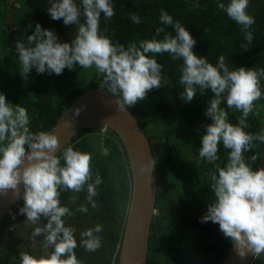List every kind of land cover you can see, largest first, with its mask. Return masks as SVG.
Listing matches in <instances>:
<instances>
[{"label":"clouds","instance_id":"obj_1","mask_svg":"<svg viewBox=\"0 0 264 264\" xmlns=\"http://www.w3.org/2000/svg\"><path fill=\"white\" fill-rule=\"evenodd\" d=\"M46 11L52 20H61L66 26H75L69 41H61L55 32L37 23L26 38L18 39L15 49L23 74L35 69L37 74L59 75L74 66L94 69L101 78L100 86L115 98L121 111L131 108L146 97V93L161 86L163 65L157 55L167 53L172 61H181L178 83L182 86L180 98L191 102L205 91L208 98L204 115L210 122L204 125L200 136L198 157L206 165L209 188L213 199L207 203L200 222L211 221L228 238L241 258L251 253L253 258L264 257V168L253 169L255 156L246 159L254 142H264V134L246 131L249 115H256L254 101L264 97L261 81L264 67H233L219 55L215 63L206 55L194 53L195 39L184 24L163 8L158 15L154 35L126 46L114 41L100 27L114 16L115 0H46ZM250 0H216V7L239 26L243 34L241 49L253 44L254 16L247 9ZM102 13V14H101ZM128 18L134 24L141 17L131 12ZM170 27L172 33L166 32ZM163 33V35H161ZM229 111L239 112L235 123L229 120ZM79 109L73 110V116ZM25 107L11 103L0 92V195L12 191L22 200L17 209L27 225H33L31 237H39V249L18 254L19 264H83L75 252L78 246L76 228L66 218L76 213L88 214L96 208L97 188L102 184L98 172L91 168L88 152L66 145L57 148L58 139L52 131H33ZM222 146L227 150L221 164L218 155ZM156 161L141 163L139 170L150 173ZM23 186V192L19 186ZM85 192V203L77 204L76 196L61 202V193ZM99 223L79 232V246L88 252L101 247Z\"/></svg>","mask_w":264,"mask_h":264},{"label":"trees","instance_id":"obj_2","mask_svg":"<svg viewBox=\"0 0 264 264\" xmlns=\"http://www.w3.org/2000/svg\"><path fill=\"white\" fill-rule=\"evenodd\" d=\"M19 1L21 5L16 7L9 0H0V92L6 100L26 108L31 130L48 131L77 96L101 88V78L95 72L85 73L88 69L79 66L64 69L59 75L37 74L35 69L23 74L14 47L18 39L26 38L39 23L42 28L53 30L61 41H69L75 34V26L52 20L46 11V0ZM161 8L184 24L196 41L194 53L206 55L212 63L224 55L226 63L233 67H264V0H250L247 11L255 19L250 29L254 39L246 50L240 47L243 34L239 26L217 9L216 0H197L195 4L189 0H115L114 16L107 24L101 16L100 27L125 46L129 42L138 43L151 38L155 28L161 26L157 19ZM131 12L141 17L140 24L128 18ZM165 31L174 35L170 27H165ZM156 59L163 65L161 86L148 91L144 100L128 108L144 129L156 161V201L146 264H221L231 245L217 224L200 222L207 203L213 199L207 179L211 165L199 159L200 136L190 133L204 117L212 94L197 93L191 102H183L182 86L178 83L181 61L170 60L167 53L157 55ZM261 91L264 93V81ZM253 103L256 115L247 118L246 131L263 134L264 97ZM239 115L229 111L230 122L235 123ZM67 145L88 152L92 170L102 178L97 188L99 195L94 199L100 202L103 211L93 210L89 214L96 218L98 213L102 215L99 218L104 227L101 238L104 260L117 264L131 191L123 145L113 131L103 127L81 129ZM260 147L261 143L254 142L244 153L246 159L256 157L253 169L257 168ZM226 153L220 146L221 164ZM71 195L75 193L62 192L61 202L67 204ZM81 216L76 213L70 219L77 223ZM80 249L78 243L76 255L85 261Z\"/></svg>","mask_w":264,"mask_h":264},{"label":"water","instance_id":"obj_3","mask_svg":"<svg viewBox=\"0 0 264 264\" xmlns=\"http://www.w3.org/2000/svg\"><path fill=\"white\" fill-rule=\"evenodd\" d=\"M79 109L73 116V110ZM103 127L113 131L120 139L127 156L131 177V191L117 264H146L148 236L156 201V167L150 173L139 170L141 163L155 162L150 142L135 116L125 109L119 110L115 98L106 89L92 88L77 96L48 130L58 139L57 148L66 146L81 129ZM264 134V117H263ZM257 167L264 168V142H261ZM23 186H19V190ZM17 199L12 191L0 195V221L14 207ZM251 253L241 258L231 245L221 264H251Z\"/></svg>","mask_w":264,"mask_h":264},{"label":"flooded vegetation","instance_id":"obj_4","mask_svg":"<svg viewBox=\"0 0 264 264\" xmlns=\"http://www.w3.org/2000/svg\"><path fill=\"white\" fill-rule=\"evenodd\" d=\"M86 195L85 192H80L78 194L75 193L77 200L76 203H85L84 196ZM100 203L99 201H97ZM68 204V199L66 201ZM22 206V204H18L17 207H12L6 214V216L0 221L1 227H0V264H19L18 254L21 251H35L39 249V240L40 238L37 237L33 239L31 237V231L33 225H27V221L24 220L25 217L23 214H18L17 209ZM70 209L74 208V205L68 204ZM103 207V206H102ZM93 210H99L100 208H89L88 214H82V216L79 218V222H75L71 220V217L66 218V223L75 226L77 233L82 231L84 227H91L96 223H99L102 225V231L99 234L100 237H103V221L100 220L99 217L102 215L98 213L99 217H93L90 213V211ZM103 211V209H102ZM3 223V225H2ZM77 243H79V238L77 237ZM102 240L101 239V247L97 250H100V255L96 254L94 252H88L83 247H81L80 252L81 255L86 259L83 261V264H108V262H105V256L103 253V247H102ZM103 253V255H102ZM107 254V252H106ZM99 256V257H98ZM97 257V261H96ZM111 264H114V262H111ZM251 264H264V257H257L254 258Z\"/></svg>","mask_w":264,"mask_h":264},{"label":"rangeland","instance_id":"obj_5","mask_svg":"<svg viewBox=\"0 0 264 264\" xmlns=\"http://www.w3.org/2000/svg\"><path fill=\"white\" fill-rule=\"evenodd\" d=\"M9 1L12 3L13 6H16V7H19V6L21 5V3H20L19 0H9ZM189 1H191V3H193V4H195V3L197 2V0H189ZM94 72H95L94 69H88V70L85 71V73H94ZM209 122H210V119L204 115V117L200 120V122H199L197 128H195V129H193L192 131H190L191 135H192V136H195V137H197V136H201V134H202L203 131H204V125L207 124V123H209ZM102 132H103V131H101V133H102ZM191 156L194 157L195 154L193 153V154H191ZM96 207H97V208H100L101 210L103 209L102 205H101L100 203H98V202H97V206H96ZM2 225H3V223H2ZM0 227H1V224H0ZM84 228H86V227H84ZM84 228H83V229H84ZM83 229H82V230H83ZM77 237L79 238V233L76 232V238H77ZM95 253H96L97 255H98V254H99V255L101 254V253H100V250H96ZM98 257H99V256H98Z\"/></svg>","mask_w":264,"mask_h":264},{"label":"built area","instance_id":"obj_6","mask_svg":"<svg viewBox=\"0 0 264 264\" xmlns=\"http://www.w3.org/2000/svg\"><path fill=\"white\" fill-rule=\"evenodd\" d=\"M22 192H23V189L21 190V193H22ZM18 204H23V201L17 199V202H16V204H15L14 206L17 207ZM9 212H10V211H9Z\"/></svg>","mask_w":264,"mask_h":264}]
</instances>
